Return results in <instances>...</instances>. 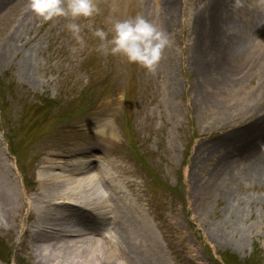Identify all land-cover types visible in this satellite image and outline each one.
I'll use <instances>...</instances> for the list:
<instances>
[{
	"label": "rangeland",
	"instance_id": "1",
	"mask_svg": "<svg viewBox=\"0 0 264 264\" xmlns=\"http://www.w3.org/2000/svg\"><path fill=\"white\" fill-rule=\"evenodd\" d=\"M262 1L244 0L247 9L237 10L238 22L248 25L255 21L248 10ZM27 2L0 0V147L9 160L19 193L24 183L29 188L27 182L31 186L28 195L36 189L47 155L65 157L84 149L90 153L79 159L87 161L93 155L108 169L112 164L128 174L125 196L142 204L144 220L150 225L147 241L162 248L167 261L264 264V203L255 201L264 197V177L252 174L254 162H237L240 165L234 164V181L221 179L234 198L243 199L242 213H231L234 217L229 220L224 218L222 190L210 192L203 200L197 195L192 202V178L187 169L197 152L210 151L212 140L229 138L232 130L264 115V29L256 31L261 43L255 42L241 56L231 57L234 78L220 86L207 80L201 88L205 94L211 91V97L219 99L218 106L227 114L233 111L231 104H240V110L224 123L215 121L212 106L195 110L190 105L195 97L190 88L200 80L190 70L192 51L186 47L196 38L195 16L209 0H176V18L165 29L172 43L155 73L129 64L122 56L97 51L99 39L93 32L98 27H110L105 22L108 16L136 14L164 28L159 0H97L100 14L78 21L83 43L67 30L68 21L42 22L27 9ZM200 22L206 32L210 31L205 20ZM17 27L18 35L10 42L9 36ZM27 51L30 56L24 63L22 57ZM171 82L175 89L169 92ZM248 104L251 106L246 109ZM207 125L212 128L208 130ZM227 149L208 153V161L201 163L196 178L207 181L214 169L211 165L225 157ZM230 155L240 159L236 151ZM28 222L24 219L22 224L27 226ZM13 227L2 228L0 224V264H35L24 228ZM225 235L230 242L218 238ZM240 238L245 242L239 245Z\"/></svg>",
	"mask_w": 264,
	"mask_h": 264
},
{
	"label": "bare ground",
	"instance_id": "2",
	"mask_svg": "<svg viewBox=\"0 0 264 264\" xmlns=\"http://www.w3.org/2000/svg\"><path fill=\"white\" fill-rule=\"evenodd\" d=\"M209 1V5H205L196 14L193 25L196 38L186 47L192 51L190 70L201 82L190 88L191 93H195L190 105H194L195 110L205 109L203 105L207 104L212 106L216 110L215 121L223 120L225 123L233 117L231 113L240 110V104H231L233 111L228 110L227 114L220 108L221 105L218 106L219 99L212 98L211 91L205 94L201 88L206 85L207 80L210 84L220 86L228 79L234 78L236 69L230 60L231 57L241 56L249 45L262 42L256 31L264 29V0L255 7H259L257 12L254 11L255 8L248 10L256 17L255 21L248 25L239 23L236 15L238 9H247L246 5H243L244 0H239L238 5L237 0ZM159 4L164 29H169L171 22L176 18V0H159ZM203 20L208 24L210 31L206 32L201 22L199 23ZM18 32L19 27L10 34V42ZM252 48L247 50V53ZM8 51L10 52L9 49ZM28 51L22 57L24 63H27V56H30ZM214 77H217V81H214ZM169 89V92L175 89L172 82ZM259 91L257 90V93ZM249 96L253 98L255 94L251 93ZM250 106L248 104L246 109ZM208 125L209 130L212 126L209 128ZM221 138L222 136L211 141L210 151L204 149L197 152L196 158L189 161L190 167L187 169L192 178V182L189 179L194 193L192 202L197 195L205 199L210 192L222 190L220 193L224 194L226 199L224 218L229 220L234 217L231 213L237 216L242 213L240 208L243 203V199L234 198L233 193L224 185V182L235 179L234 164L238 167L240 164L237 162L252 161L255 164L250 170L252 174H259L261 179L264 177V159L259 157L264 158V115L257 116L250 124L237 131L232 130L229 138ZM228 147L231 150H225L227 155L211 165L214 167L210 172L211 177L207 181L204 177H200L202 182L198 180L196 171L201 163L208 161V153H212L214 149L220 151ZM231 151L240 153V159L238 155L237 158H234L235 155L232 157ZM87 153L90 152L78 149L65 157L47 155L38 173L36 189L26 195L24 192L19 193L9 160L0 147L2 228L5 225L15 226L16 229L24 228V236L30 241L28 246L34 254L35 264H172L163 255L162 248L158 245L151 246L147 241L150 225L142 214L145 209L138 199L131 201L125 196L129 187L128 174L124 169L112 164V169H108L107 165L94 166L96 158H92L90 162L79 159V156ZM58 157L64 159V162H58ZM65 161H68L67 165ZM218 173H221V176ZM216 175H219V178H216ZM255 201L263 204L264 197L258 196ZM135 202L136 204H133ZM24 219L30 220L27 226L22 224ZM222 224L225 226L226 222L223 221ZM92 226H95V229ZM218 238L225 239L226 243L230 242L227 235ZM242 241L244 243L245 238L238 239L237 244H242Z\"/></svg>",
	"mask_w": 264,
	"mask_h": 264
},
{
	"label": "clouds",
	"instance_id": "3",
	"mask_svg": "<svg viewBox=\"0 0 264 264\" xmlns=\"http://www.w3.org/2000/svg\"><path fill=\"white\" fill-rule=\"evenodd\" d=\"M239 0H237V5ZM29 9L42 22L65 19L66 28L73 38L84 42L81 19H92L100 14L97 0H28ZM110 27H98L93 35L99 39L96 50L124 57L129 64L138 65L147 73H155L171 46L170 34L142 14L124 18L108 16Z\"/></svg>",
	"mask_w": 264,
	"mask_h": 264
}]
</instances>
